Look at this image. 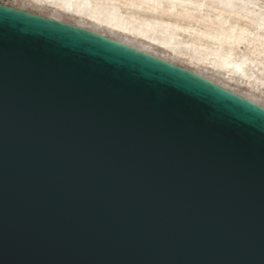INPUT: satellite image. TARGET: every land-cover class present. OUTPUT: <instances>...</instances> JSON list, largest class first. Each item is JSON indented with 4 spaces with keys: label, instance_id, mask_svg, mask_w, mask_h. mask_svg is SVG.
<instances>
[{
    "label": "water",
    "instance_id": "95a60500",
    "mask_svg": "<svg viewBox=\"0 0 264 264\" xmlns=\"http://www.w3.org/2000/svg\"><path fill=\"white\" fill-rule=\"evenodd\" d=\"M0 264H264V107L0 3Z\"/></svg>",
    "mask_w": 264,
    "mask_h": 264
},
{
    "label": "bare ground",
    "instance_id": "6f19581e",
    "mask_svg": "<svg viewBox=\"0 0 264 264\" xmlns=\"http://www.w3.org/2000/svg\"><path fill=\"white\" fill-rule=\"evenodd\" d=\"M34 1L87 19L91 25L85 29L104 37L178 66L176 58L223 74L229 81L242 80L247 87L261 88L264 96V0ZM190 71L264 107L263 102Z\"/></svg>",
    "mask_w": 264,
    "mask_h": 264
},
{
    "label": "rangeland",
    "instance_id": "374dc122",
    "mask_svg": "<svg viewBox=\"0 0 264 264\" xmlns=\"http://www.w3.org/2000/svg\"><path fill=\"white\" fill-rule=\"evenodd\" d=\"M0 3L7 5V6H11L13 8L25 10V11L35 13V14H39V15H42L44 17L55 18V19L60 20L62 22H67V23L73 24V25L78 26V27L85 28V27H87V26L89 27L91 25L90 23L87 22V19H84L83 17L72 15L71 13L66 12V11L57 13L54 11L53 6H48L47 4L44 5V4H41L40 2H37L34 0H0ZM82 19H84V20H82ZM98 30L101 33H104L105 35H109L108 30H104L101 27H99ZM149 49L152 50L151 47H149ZM158 53L169 58L167 53L163 54L162 51H158ZM174 62L176 64H179L180 66H182L184 68L189 69V70H193L197 73H202V74L208 76L209 78H212L214 81H216L222 85H226L230 89L235 90L236 92L241 93L245 96H248L251 99H254V100L261 102V103L263 102L262 104H264V96L262 95L261 88L259 90L256 88L247 87L245 82L243 83L242 80H240L242 82H240L238 80V81H236V83H235V80H234V82L229 81L227 79V77L224 76L223 74H220V73L214 72V71L211 72V70H208L205 67L202 68V66H198L195 64L193 65V64L189 63L188 61L186 62V60H184V59L181 60L180 58H178V59L176 58V59H174ZM243 84L245 86H243Z\"/></svg>",
    "mask_w": 264,
    "mask_h": 264
}]
</instances>
